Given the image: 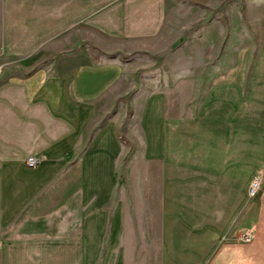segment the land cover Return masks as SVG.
<instances>
[{
  "label": "crops",
  "instance_id": "crops-1",
  "mask_svg": "<svg viewBox=\"0 0 264 264\" xmlns=\"http://www.w3.org/2000/svg\"><path fill=\"white\" fill-rule=\"evenodd\" d=\"M165 11L166 0H0V264H246L248 213L264 229V192L247 206L264 177L257 138L247 148L224 117L190 125L191 147L172 150L166 98L143 84L123 139L131 65L37 66L41 53H79L88 28L106 55L155 40Z\"/></svg>",
  "mask_w": 264,
  "mask_h": 264
},
{
  "label": "rangeland",
  "instance_id": "rangeland-1",
  "mask_svg": "<svg viewBox=\"0 0 264 264\" xmlns=\"http://www.w3.org/2000/svg\"><path fill=\"white\" fill-rule=\"evenodd\" d=\"M87 38L86 45L74 55L62 54L65 43L57 45L62 48L55 55H62L55 60L41 53L45 59L41 58L37 66H53L68 58L76 64L117 60L131 65L128 82L133 85L124 97L128 106H120L117 114L123 116L119 123L122 137L125 115L129 117L139 109L132 106L131 98L144 84L145 88L150 86L148 93L166 98L163 110L172 150L181 143L184 148L191 147L190 125L200 124L206 131L214 125L218 128L224 117H230L232 130L245 132L247 148H256L257 138L256 146L264 159V0H166L160 36L127 47L116 43L120 49L116 54L106 55L97 48L92 41L95 34L89 28ZM181 124L188 128L180 129ZM176 132L178 137L174 136ZM123 157L122 164H127L130 155ZM120 175L126 176L121 167ZM257 179L261 189L251 197V184ZM263 192L264 177L259 174L248 185V208ZM253 217L248 213L247 228L239 229L238 241L247 247L246 264H264V229ZM247 236L250 242H245Z\"/></svg>",
  "mask_w": 264,
  "mask_h": 264
},
{
  "label": "built area",
  "instance_id": "built-area-1",
  "mask_svg": "<svg viewBox=\"0 0 264 264\" xmlns=\"http://www.w3.org/2000/svg\"><path fill=\"white\" fill-rule=\"evenodd\" d=\"M27 164H28V166L30 168L36 167L37 164H38L37 158L30 157L28 159ZM260 189H261V182H260V180H258V179L257 180H254V182L251 184V191H250V193L252 195L251 197H255L258 194V192H259ZM250 238H251L250 236H247L245 238V242H250Z\"/></svg>",
  "mask_w": 264,
  "mask_h": 264
}]
</instances>
